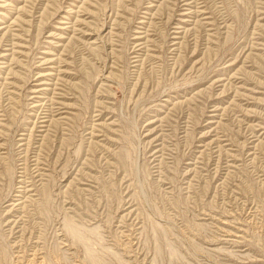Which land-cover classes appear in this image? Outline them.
Returning <instances> with one entry per match:
<instances>
[{"label":"rangeland","instance_id":"obj_1","mask_svg":"<svg viewBox=\"0 0 264 264\" xmlns=\"http://www.w3.org/2000/svg\"><path fill=\"white\" fill-rule=\"evenodd\" d=\"M0 264H264V0H0Z\"/></svg>","mask_w":264,"mask_h":264}]
</instances>
